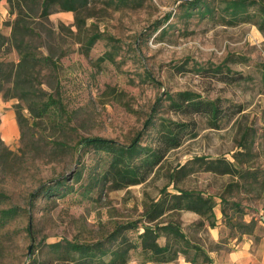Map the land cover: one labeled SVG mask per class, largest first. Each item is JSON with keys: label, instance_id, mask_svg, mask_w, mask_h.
Segmentation results:
<instances>
[{"label": "rangeland", "instance_id": "obj_1", "mask_svg": "<svg viewBox=\"0 0 264 264\" xmlns=\"http://www.w3.org/2000/svg\"><path fill=\"white\" fill-rule=\"evenodd\" d=\"M40 1L0 0V99L19 117L16 140L0 136V213L15 209L0 218V264H183V253L146 260L135 246L166 222L188 238L172 245L188 256L193 244L241 239L233 223L264 208V0H84L75 11L53 4L47 13ZM215 66L243 78L221 81ZM178 90L215 99V123L173 110L168 94ZM178 120H193V135L126 185L108 171L111 155L85 142L99 135L126 145L139 134L137 165L161 126ZM218 155L249 172L204 169ZM57 180L58 193L41 191ZM178 189L200 191L211 208H166ZM221 194L243 212L227 205L224 219ZM159 198L166 207L148 217ZM210 230H219L216 239ZM263 230L257 221L251 245Z\"/></svg>", "mask_w": 264, "mask_h": 264}, {"label": "trees", "instance_id": "obj_2", "mask_svg": "<svg viewBox=\"0 0 264 264\" xmlns=\"http://www.w3.org/2000/svg\"><path fill=\"white\" fill-rule=\"evenodd\" d=\"M84 0H41L42 11L47 13L50 5L55 4L57 7L63 10H74L76 9V4ZM206 8H204L205 10ZM262 18L264 19V6L261 9ZM4 34L0 32V46L4 39ZM27 60V55L22 56V61ZM216 73V74H215ZM213 74L216 75L215 78L221 81H237L238 79L243 78V75L240 71H230L225 68L222 70L220 66H215L213 68ZM169 106L180 113H204L209 115L213 123L219 115V106L216 100H209L202 98L199 94L194 93L189 90H178L173 94H168ZM44 106L37 105V109L33 108L32 110L37 112L36 115H40L38 109H43ZM240 109V108H238ZM19 122V117L17 118ZM147 124L153 123L149 118L146 121ZM145 123V126L147 125ZM194 121L193 120H178L172 123L163 124L159 130L157 137V142L151 149L144 150V157L140 159L138 164H131L130 160L138 156L141 153V146L138 143L139 134L135 135L131 141L126 144H119L113 139L103 137V136H90L85 139L87 145H90L96 149L104 150L105 152L111 155L109 160V170L110 172L116 173L118 179L123 181V185L141 181L145 173L139 170L143 168L144 171L149 170L155 163L159 161L162 155L171 147H175L180 143V140L185 135H193L194 131ZM1 142V139H0ZM204 169L218 171L219 173L233 172L238 176H243L247 174L249 168L238 167L236 164L232 163L226 158H222L218 155L215 158H208L205 160ZM61 183V180H57L54 183L46 184L40 189L43 193H58ZM230 184V183H229ZM231 185V184H230ZM172 201L166 207L164 206L165 199L159 198L153 202L151 209L148 210L147 215L153 216L162 213L164 208H173V209H189L197 213L201 212L202 205H206L211 208L210 200L207 196H202L201 192L198 190L191 189H178L176 192L169 194ZM220 201L222 206L220 211L222 217L226 219L227 211L226 207L229 205L234 208L236 212L240 214L243 212L242 208L239 205L238 201H229L224 198L221 194ZM15 212L13 207H9L1 210L0 218L4 222L8 217L12 216ZM259 219L264 222V217L260 216ZM257 219L250 217L248 220L241 219L240 222L233 223V226L242 234L243 232L251 233L256 225ZM227 221V220H225ZM224 223V222H223ZM159 228L161 230H153L154 235L144 234L138 236L135 246H138L143 253L146 260L159 259L161 261H168L174 259L178 253H183L185 260L193 263H205L209 261L206 249L200 247L199 245L193 244L191 247L194 249V253L190 256L186 253V246L178 247L177 244L172 247L179 239L183 240L185 245H188L189 241L186 235L182 230L178 228L177 224L164 223L160 224ZM163 234L167 237L166 241L159 242L156 240V236ZM219 242V241H218ZM67 246L71 250H76L79 252H87L93 254L91 247L88 245H83L79 243H74L67 241ZM217 245L216 247H218ZM202 254V259L197 260L198 254ZM125 258L123 254V259Z\"/></svg>", "mask_w": 264, "mask_h": 264}, {"label": "crops", "instance_id": "obj_3", "mask_svg": "<svg viewBox=\"0 0 264 264\" xmlns=\"http://www.w3.org/2000/svg\"><path fill=\"white\" fill-rule=\"evenodd\" d=\"M6 105L5 108L2 105ZM8 105V106H7ZM0 136L7 143H12L18 136V122L16 120L15 113L7 102H3L0 99ZM259 214L264 217V208L259 211ZM257 218V217H256ZM259 224L264 227L259 217L257 218ZM225 224L223 223V228ZM213 239L218 237L219 230H210ZM262 237L259 241L251 245L250 233H242V238L230 243V246L226 245L225 238L224 243L218 247L205 248L209 261L205 263H193L187 260H183V264H264V230ZM178 257V255L176 256ZM175 257V258H176Z\"/></svg>", "mask_w": 264, "mask_h": 264}]
</instances>
